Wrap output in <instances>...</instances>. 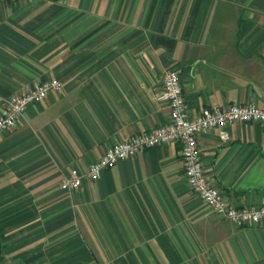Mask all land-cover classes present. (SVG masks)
<instances>
[{
    "label": "crops",
    "instance_id": "crops-1",
    "mask_svg": "<svg viewBox=\"0 0 264 264\" xmlns=\"http://www.w3.org/2000/svg\"><path fill=\"white\" fill-rule=\"evenodd\" d=\"M180 73L189 115L264 108V0H35L0 5L6 99L59 80L0 133V264H264V223L214 214L181 146L120 161L73 192L62 181L166 126L164 75ZM198 138L205 175L237 207L264 203V125Z\"/></svg>",
    "mask_w": 264,
    "mask_h": 264
},
{
    "label": "built area",
    "instance_id": "built-area-1",
    "mask_svg": "<svg viewBox=\"0 0 264 264\" xmlns=\"http://www.w3.org/2000/svg\"><path fill=\"white\" fill-rule=\"evenodd\" d=\"M16 1L30 3L35 0H0V5ZM54 91L63 92L62 83L56 79L35 84L22 95L4 100L0 114V133L14 130L30 105L44 100ZM158 100L170 104L169 124L139 134L110 148L102 158L91 164L86 172L75 171L64 177L61 188L66 192L76 191L86 180H99L105 170L122 160L133 158L158 146L177 144L181 146L185 175L191 190L205 201L214 214L239 226L264 223V203L260 207H237L232 205L219 189L210 184L205 175L198 144L199 135L208 130H221V139L227 142L230 135L224 130L225 126L252 123L264 125V108L234 104L225 108H206L200 115L191 117L177 69L165 73L163 93Z\"/></svg>",
    "mask_w": 264,
    "mask_h": 264
},
{
    "label": "trees",
    "instance_id": "trees-1",
    "mask_svg": "<svg viewBox=\"0 0 264 264\" xmlns=\"http://www.w3.org/2000/svg\"><path fill=\"white\" fill-rule=\"evenodd\" d=\"M2 259V235L0 233V261Z\"/></svg>",
    "mask_w": 264,
    "mask_h": 264
}]
</instances>
